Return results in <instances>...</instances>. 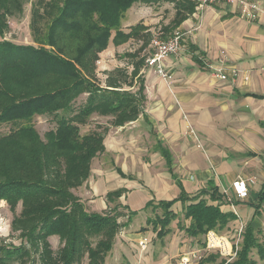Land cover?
<instances>
[{
    "label": "trees",
    "instance_id": "trees-1",
    "mask_svg": "<svg viewBox=\"0 0 264 264\" xmlns=\"http://www.w3.org/2000/svg\"><path fill=\"white\" fill-rule=\"evenodd\" d=\"M159 2L174 3L176 15L169 27L177 28L196 12L195 0H38L30 23L35 46H19L4 38L10 19L24 13L25 2L0 0V125L10 128L0 134V200L12 211L22 207L11 227L20 245L0 242V264H81L85 259L88 264H106L120 232L129 227L136 214H126L127 207L118 202L123 190L108 194L109 209L101 214L89 212L75 190L85 185L93 160L106 151L110 127L125 126L143 113L146 88L141 69L151 54L152 34L141 23L124 32L121 22L132 7ZM131 40L140 46L123 56L128 65L111 70L98 85L100 53L110 42L121 46ZM39 116L55 123L44 137L33 124ZM95 117L112 122L106 127L97 124L83 136L81 128ZM163 156L170 165L168 152ZM177 202L183 205L181 215L172 211ZM226 204L220 188L208 182L195 195L182 191L173 201L149 202L146 209L151 208L155 218L147 223L158 239L171 233L176 220L188 237L205 239L210 232L229 230L238 220L230 207L223 208ZM263 204L264 191L251 204L256 215H261ZM244 229L228 264H259L254 253L264 264V244L257 236L261 232L251 224ZM52 236L59 237L57 252L49 242ZM205 263L227 261L211 255Z\"/></svg>",
    "mask_w": 264,
    "mask_h": 264
},
{
    "label": "crops",
    "instance_id": "crops-1",
    "mask_svg": "<svg viewBox=\"0 0 264 264\" xmlns=\"http://www.w3.org/2000/svg\"><path fill=\"white\" fill-rule=\"evenodd\" d=\"M250 1H256L264 10V0ZM158 9L171 11L165 17L155 12ZM131 10L136 23L125 25V32L141 23L152 39L159 32L165 38L180 32L182 42L179 53L164 63L169 79L146 65L141 69L146 88L142 115L125 126L110 127L104 140L106 151L94 159L100 160L98 170L92 164L91 177L75 190L87 210L96 214L109 209L108 194L123 190L118 202L127 207L126 214L132 211L134 218L144 217V223L132 221L122 229L106 264H180V259L203 251L199 261L190 262L194 264L217 256L205 249L204 238L200 242L186 235L182 240L185 232L174 229L178 220L163 239H158L147 223L155 215L151 208L146 209L149 202H170L182 191L195 195L208 182L234 195L232 183L238 178L247 180L248 197L235 199L240 214V219L233 222L238 229L235 236L238 239L239 226L246 221L244 228L251 224L262 237L264 204L261 215L255 214L251 204L264 191V12L250 22L240 17L237 5L217 4L196 8L193 15L173 28L169 25L176 15L174 3L134 6ZM150 50L151 44L148 54ZM218 69L225 72L227 81L214 76ZM233 71L237 72L234 81ZM163 152H168L170 165ZM223 208L230 211L227 204ZM182 210L181 202L172 208L177 214ZM126 221V217L122 219ZM145 238L148 245L143 251L138 243ZM52 239L59 247V237H50L51 243ZM195 241L201 243L199 248H195ZM258 241L264 244V240ZM117 251L120 259L110 262ZM220 258L227 264L234 260ZM257 261L261 262L260 258Z\"/></svg>",
    "mask_w": 264,
    "mask_h": 264
},
{
    "label": "rangeland",
    "instance_id": "rangeland-1",
    "mask_svg": "<svg viewBox=\"0 0 264 264\" xmlns=\"http://www.w3.org/2000/svg\"><path fill=\"white\" fill-rule=\"evenodd\" d=\"M37 1L38 0H24V2H25L24 13L22 14V16H20V18H11L10 19V22H9L10 27L8 30V34L4 38L5 41H7V42L11 41L14 44L19 45V46H23V45L35 46L33 43V39H32V31L30 30V23H31V17H32L31 11H32V8L36 4ZM138 6L147 7L146 5H142V4H140ZM138 6H136V7H138ZM157 7H159V6H157ZM170 11L171 10L164 12L163 10L160 11L158 9L155 12H158L160 16L164 14L165 17H168V14H169L168 12H170ZM160 12H162V13H160ZM134 16L135 15H134V13H132L131 9L126 12V16H125L124 20H122V22H121L122 30H123V27L125 25L136 23V19L134 18ZM125 29L123 30L124 32H125ZM110 43L111 44H110L109 48L100 53V55H99L100 59H99V61L96 62V66H97L96 73H98L97 83L100 86H102L104 84V82L108 76V73H110L111 70H113L117 66L118 67H126L128 65L129 59H126L123 57L125 55V53L129 52L131 49L136 50L138 48L137 44L134 42L133 43L127 42L124 45H122V47L119 49L116 47H120V46H118L112 42H110ZM83 97H86V95H83ZM83 97H82V99H83ZM111 122H112V120L109 118H101V117L97 118V117H95V118H93V120L90 123H88L87 125H85L84 127L81 128L82 135L84 136L85 134H90L91 132H93V130H96V125L98 123H101L102 127H106V126H109V123H111ZM33 124L35 125V128L38 131V133H40L42 135V137L45 136V134H46L45 132H47L50 129H53L55 126V123L52 120H49L48 118H45L44 116L35 117L33 120ZM9 130H10L9 126L0 125V134H7L9 132ZM99 166H100V160H94L93 169L98 170ZM110 207H112V206H110ZM21 211H22V207L20 205H18L17 208L12 211L11 208L7 205L5 200H0V223H4V225L7 228L6 233L1 232L2 235L0 234V242H4L7 245H10V244L15 245V246L20 245V240H19L17 234L13 235L11 233V227H12L14 216L19 215L21 213ZM263 214H264V210H263ZM179 215H181V214H179ZM132 218H133L132 221H134V223L140 222V221L144 223V217L143 216L138 217V219L134 218V217H132ZM242 222L243 223L240 224L239 228L243 227V229H244L246 221L245 222L242 221ZM175 224H176V221H174L172 226L175 227ZM184 224L188 225L189 223L185 221ZM151 228H152V226H150V229ZM174 229H175V231L179 230L178 227L174 228ZM237 231H238L237 223L232 222V224H230V228L228 231H225L221 234H218V238L227 243L226 249L228 250V252H230V249L234 245L233 243L236 242L237 237L235 235H236ZM186 235H187L186 233L185 234L183 233L181 235L182 240L186 239ZM257 236H258V240H260V241L264 240V235H262V237H259V235H257ZM199 240L201 242L204 239L200 238ZM200 242L198 243L195 241L194 244L196 247L195 246L194 247L199 248L198 245H201ZM50 245H51V248L57 252L58 243L56 242L55 239H52V243L50 242ZM181 245H183V243ZM219 249L214 250V252L217 253L219 256H222L220 253L221 249L220 250ZM192 250H194V249H192ZM157 251H158V249H157ZM109 255L107 257L108 258L107 260H109ZM163 255L164 254H162L161 257H163ZM156 256H158V254ZM161 257L159 256L160 259H161ZM254 258L256 260H259V258L256 254L254 255ZM119 259H120L119 258V252L117 251V253L113 255V258L110 259V262L117 263V261ZM196 260L199 261V259H196ZM179 262L181 264L182 260L180 259ZM26 264H33V263L31 261H28ZM81 264H88L87 259L82 261ZM194 264H202V261L194 263ZM259 264H262V262H259Z\"/></svg>",
    "mask_w": 264,
    "mask_h": 264
},
{
    "label": "built area",
    "instance_id": "built-area-1",
    "mask_svg": "<svg viewBox=\"0 0 264 264\" xmlns=\"http://www.w3.org/2000/svg\"><path fill=\"white\" fill-rule=\"evenodd\" d=\"M196 8L203 9L206 7H211L217 4H227V5H237L240 10V17L248 20L250 22H254L258 19L259 15L264 12L261 9V5H259L256 1L250 0H195ZM181 39L182 34L180 32H176L172 36L165 38L162 32L157 33L154 38L152 39L151 43V54L148 56L146 60V66L149 68L154 69L161 77L164 79H169V75L164 70V63L172 56H176L180 49H181ZM214 76L222 81H227L228 76L225 74L223 70H215L213 72ZM232 80L234 81L237 77V72L233 71L232 73ZM192 136L196 138V135L192 132ZM202 147V146H200ZM232 188L234 191V195L228 189L223 190V195L225 196L226 200L229 202V207L238 216L240 219V214L236 209V200H246L249 195V185H247V180L238 178L236 181L232 183ZM238 239L230 249V252L226 249V242L219 239L216 233L210 232L206 236V246L205 249L207 251H214L220 250L222 256L234 259L239 249V241L242 233L244 231L243 227L239 228ZM7 228L4 223H0V234L1 232L6 233ZM4 233V234H5ZM139 247L143 251L146 250L148 245V239L145 238L138 243ZM200 252H193L190 254L189 257L182 258L181 264H190L192 260H196L199 258Z\"/></svg>",
    "mask_w": 264,
    "mask_h": 264
}]
</instances>
